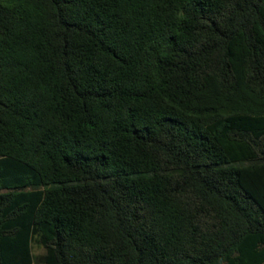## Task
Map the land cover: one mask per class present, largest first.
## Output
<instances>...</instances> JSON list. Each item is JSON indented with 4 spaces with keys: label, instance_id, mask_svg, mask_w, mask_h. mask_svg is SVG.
<instances>
[{
    "label": "trees",
    "instance_id": "16d2710c",
    "mask_svg": "<svg viewBox=\"0 0 264 264\" xmlns=\"http://www.w3.org/2000/svg\"><path fill=\"white\" fill-rule=\"evenodd\" d=\"M264 264V0H0V264Z\"/></svg>",
    "mask_w": 264,
    "mask_h": 264
},
{
    "label": "rangeland",
    "instance_id": "374dc122",
    "mask_svg": "<svg viewBox=\"0 0 264 264\" xmlns=\"http://www.w3.org/2000/svg\"><path fill=\"white\" fill-rule=\"evenodd\" d=\"M32 249L35 264H44V256L46 254V250L42 245L38 243L37 235L34 236Z\"/></svg>",
    "mask_w": 264,
    "mask_h": 264
}]
</instances>
